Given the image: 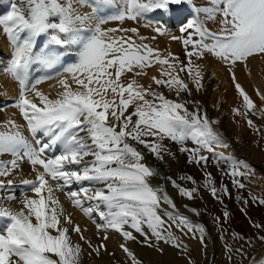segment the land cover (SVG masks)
Wrapping results in <instances>:
<instances>
[{
  "label": "snow or ice",
  "instance_id": "1",
  "mask_svg": "<svg viewBox=\"0 0 264 264\" xmlns=\"http://www.w3.org/2000/svg\"><path fill=\"white\" fill-rule=\"evenodd\" d=\"M0 4L7 6L0 14V31L10 44L3 71L18 84L12 107L23 121L0 122V156L10 157L0 159V193L7 192L0 195V264H83L86 250L88 256L107 255L115 264H145L134 246L160 257L165 255L162 245L187 255L183 236L206 247L205 226L181 213L162 184H153L154 179L165 180L181 197L194 200L198 189L178 180L195 184V179L161 176L146 155L160 162L176 159L164 143L170 140L186 154L188 164L206 168L211 159L235 187L246 188L242 178L252 175L253 167L227 151L232 145L218 130L219 120L211 119L201 102L191 97L193 87L196 92L204 88L205 66L197 61L213 58L228 74L240 101L232 108L233 115L244 118L254 134L264 135V126L249 118L264 115V108L257 109L237 76V69L251 75L249 61L264 59V0H0ZM155 13L175 20L179 35L170 34L160 20L153 31L181 43L183 60L146 43L139 28L122 26L125 21L151 22ZM111 22L120 26L107 27ZM153 68L158 75L149 76ZM34 71L43 74L34 76ZM144 78L147 84L141 82ZM47 81L55 83L46 92L39 86ZM254 91L264 103V92ZM48 152L53 155L46 156ZM22 162L31 166L34 178L20 180L28 191L17 197L11 191L16 183L12 177ZM205 177L203 186L223 203L218 193L229 195L227 185L217 188L210 172ZM58 192L92 220L98 243L66 212ZM242 202L264 206V198L251 194ZM188 210L200 215L196 207ZM241 212L247 216L246 207ZM223 216L228 219L230 213L224 211ZM248 219L264 233V224ZM110 233L120 237L117 248L123 259L108 249ZM233 239L255 247L252 238L240 233H233ZM255 239L264 245V235ZM225 248L229 264H264V254L250 255L243 245ZM188 264L194 262L189 258Z\"/></svg>",
  "mask_w": 264,
  "mask_h": 264
},
{
  "label": "rangeland",
  "instance_id": "2",
  "mask_svg": "<svg viewBox=\"0 0 264 264\" xmlns=\"http://www.w3.org/2000/svg\"><path fill=\"white\" fill-rule=\"evenodd\" d=\"M155 47H158L164 52L158 44H155ZM170 51L179 56L182 60L184 59L183 50L178 53H175L172 50ZM197 63H199V61H197ZM251 63L249 61V68ZM150 70L149 76L153 75ZM238 70L241 71L242 74V81H239L256 103L257 109L264 108V103H262L256 95L254 91L255 87H253V83L250 80V77H253L254 75L252 73L251 75H248L242 69H237V71ZM205 73L210 74H205L204 88L200 92H196L193 87V96L191 98L201 102L203 109L211 119L219 120L217 128L232 145V148L229 150L237 151L240 154L247 153L249 155V159H246L245 157L234 153L238 158L246 160L254 169L252 175L247 178H242V182L246 184V188L238 189L235 187L230 178L223 176L219 168L211 159L206 168H201L195 164H188L186 154L179 153L177 146L169 140H165L164 143L168 142L170 145L169 148L176 153L175 167L172 164L174 162L166 161L165 163H161L160 161H156L155 158L150 155H146V160L153 167L156 166L155 168L161 176L167 175L178 180L180 175H191L196 181L195 184H192L190 181L180 180H178V183L184 187H195L198 189L195 194L196 198L194 200H188L186 197H181L178 190L175 189L170 182L160 179L153 180V184H157L158 182V184H162L166 187V190L168 187L167 191L181 213L188 216L193 222L203 224L206 229V247L202 246L198 239L191 238L190 236H183V242L187 245L189 250L187 255L178 254L174 249L162 245V247H165V252L167 249H170V251H173L172 253H174L183 264H188L189 258L194 264H229L225 245H230L233 249L243 245L250 255L254 254L257 257L264 254V245H262L258 239H255L256 236L264 235V233H260L256 228L250 226V221L248 219V217H251L252 221L264 224V206L251 202L245 206L242 202L243 199L250 200V194L264 198V135L254 134L253 130L248 127L244 118L233 115L231 110L232 108L239 106L240 101L236 95L231 94V91L235 92V90L228 74L226 72L224 73L228 81L223 82L218 70L213 73L205 70ZM155 74L158 75L157 72H155ZM141 82L147 84L149 81L147 82V78H144ZM261 86L260 90L262 89V92H264V85L261 84ZM164 91L166 95H169V98H175L170 95L166 89H164ZM189 107L191 108L192 106L190 105ZM249 118H251L257 125L264 126V115L250 116ZM188 146L191 147L192 145L189 143ZM144 151L146 152V150ZM254 151L260 154L253 156ZM2 160H8V157H6V159L2 158ZM223 167H225V165L221 164L220 168ZM205 172H210L212 174L217 188H220L222 185H227L229 195L218 193V195H221L223 203L212 197L210 191L203 186L206 179ZM238 197L242 199H237ZM185 205L188 207H185ZM191 207H196L200 212V215L197 216L190 212L188 209ZM242 207H246L247 216L241 212ZM224 211L230 213V218H224ZM80 217H82V215H80ZM217 217H219V221L216 220ZM89 222L90 221H88V223ZM90 226L92 225L90 224ZM233 233H240L245 238H252V242L255 245L254 249L248 248L245 241L234 240ZM177 235H180V233L177 232ZM136 247L138 249L140 248V252L136 251L143 258L145 264H167L165 255L160 257L152 250L146 248L143 250L142 247ZM120 254L123 258V253L120 252ZM233 259L239 261V257L236 255L233 256ZM244 264H247V261H245Z\"/></svg>",
  "mask_w": 264,
  "mask_h": 264
},
{
  "label": "bare ground",
  "instance_id": "3",
  "mask_svg": "<svg viewBox=\"0 0 264 264\" xmlns=\"http://www.w3.org/2000/svg\"><path fill=\"white\" fill-rule=\"evenodd\" d=\"M198 2H200V0H197V3ZM156 14L160 15L159 13H156ZM208 25L215 26V25L212 24V22H208ZM118 26H120L119 22H111V23H109L107 25V27H118ZM122 26L123 27H137V28H139L140 34L148 38L145 41L146 43H150V44H152V46H155V44H158L159 47L163 51L172 50L175 53H178V52H181L183 50V48L181 47L179 42L172 41L167 36H159V35L154 34V32L152 30L154 25L146 24V23L141 22V21H139L138 23L137 22H133V21H125ZM171 34L179 35V33H176V32H172ZM153 35L154 36L156 35L155 40L152 39ZM6 48H10V44L6 42L5 34L2 31H0V55H3L4 57H7ZM199 63H203V65H205V70L207 72L213 73L214 71L218 70L219 74L221 75L222 81L223 82H225V81L227 82L228 81L227 77L224 74L225 73L224 69L217 62H215V60L213 58L209 57L207 60L199 61ZM250 63H251L250 64V68L252 70L251 73L255 76V77L254 76L250 77V80L253 83V87L260 89L261 84L264 85V59L254 58V59L250 60ZM4 68H5L4 64L0 62V105L3 104V102L6 99H15L18 96V84H17V82L13 81L10 77H8L4 73V71H3ZM150 72L152 74H155L156 69L153 68V69L150 70ZM205 74L209 75L210 73L209 74L205 73ZM237 76H238V79L240 81H242L241 71H239V70L237 71ZM147 82H148V79H147ZM53 83H55V81H47L44 84L40 85L39 87L42 90L47 92V91L51 90L50 89V85L53 84ZM261 88H262V86H261ZM260 91L262 92V89ZM231 94L232 95H236V93L232 92V91H231ZM9 118L15 119L19 123H23V121L21 120V118L19 116L18 111L14 107H12V105L4 108L3 110H0V122H3V121H5V120H7ZM25 134H26V132H25ZM165 144L168 147H170L168 142H165ZM229 151H231L233 153H237V154L245 157L246 159H249V155L247 153L246 154H240L237 151H233V150H229ZM48 153H51V152H48ZM256 154H260V153L254 151L253 152V156H255ZM6 157H8V160H9L10 157L7 156V155L0 156V159H2V158L6 159ZM166 161L174 162L172 164L175 167V159L173 160L171 157H166L165 162ZM30 167L31 166L29 164L25 163V162L21 163L20 170L15 172L13 174V177H12L16 181L15 185L20 184V180L21 179H25V178L32 179V178H34V174L30 172ZM166 185H167V183H166ZM20 190H21V187H15V188L13 187L11 189V191L15 192L17 197H19L21 195ZM167 190H168V187H167ZM6 194H7V192L0 193V195H6ZM28 194L31 195L30 192H28ZM56 195L59 196L62 204L64 205V208H65L66 212L70 213L72 215L74 221L76 223H78L81 226V228H86L87 229V231L85 232V235L90 237V238H92L94 243H98V240H97V238L95 236V229H94V227L90 226V224L88 223L89 220L86 218V216H84L83 213L80 212L78 209L72 207L71 203L66 199V197H65L63 192H58V193H56ZM11 203H12L13 207H18L17 202L13 201ZM80 215H82V217H80ZM109 235H110V239H109V241H107L108 249L110 251L114 250L116 252L117 257L120 258V259H123L122 255L120 254V250L117 248V243L120 241V237L118 235H116V234H113V233H110ZM73 239L77 240L78 237L75 234H73ZM134 247L136 248V250L138 252H140V248L138 249L136 246H134ZM85 248H86V246H85ZM142 249L145 250V248H142ZM172 252L173 251H170V249L166 250V252H165L166 263L167 264H171V263L183 264V262L180 261L175 256V254L172 253ZM207 262H208V260H207ZM83 264H115V262L111 261L110 258L107 255H104L103 259L97 258L95 256H88L87 255V250H86L85 255L83 257Z\"/></svg>",
  "mask_w": 264,
  "mask_h": 264
}]
</instances>
